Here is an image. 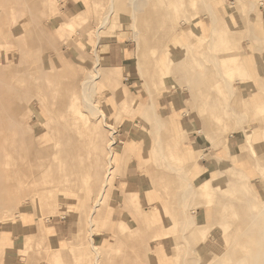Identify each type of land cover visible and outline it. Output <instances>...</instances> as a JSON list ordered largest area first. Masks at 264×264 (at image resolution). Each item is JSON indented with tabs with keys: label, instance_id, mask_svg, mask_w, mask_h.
Instances as JSON below:
<instances>
[{
	"label": "rangeland",
	"instance_id": "374dc122",
	"mask_svg": "<svg viewBox=\"0 0 264 264\" xmlns=\"http://www.w3.org/2000/svg\"><path fill=\"white\" fill-rule=\"evenodd\" d=\"M114 2L124 6L112 15ZM130 2L0 0V264H264V168L257 160L264 157V128L253 154L249 146L241 148L235 132L218 143L219 124H233L234 112L254 133L264 125V110L230 107L221 73L215 74L217 82L193 87L195 95L180 71L165 77L172 80L168 86L161 80L144 84L134 36L142 25ZM177 9L163 44L181 49L182 36L183 43L207 52H235L247 73L230 77L231 88L252 102L257 81L264 82V0H195ZM77 12L86 14L78 24ZM107 13L111 22L98 28ZM214 16L233 37L229 44L213 32ZM106 70L115 72L119 89L134 100L153 101L162 123L158 130L136 110L119 105ZM208 96L225 108L222 119H210V131H204V118L211 115L203 107ZM174 117L195 149L186 166L162 158L169 155L164 143ZM127 142L147 148V155L126 153L115 164L95 209L114 153H122ZM217 168H227V179L200 200L171 196L186 181L198 185L216 175ZM129 169L142 186L139 202L123 189ZM153 176L158 198L149 201ZM239 180L244 196L236 190ZM155 210L170 235L138 236V217ZM119 220L130 229L116 238L112 227ZM202 228L204 235L189 238L191 230Z\"/></svg>",
	"mask_w": 264,
	"mask_h": 264
},
{
	"label": "crops",
	"instance_id": "0c3cea01",
	"mask_svg": "<svg viewBox=\"0 0 264 264\" xmlns=\"http://www.w3.org/2000/svg\"><path fill=\"white\" fill-rule=\"evenodd\" d=\"M194 1L195 0L193 1L191 0L189 1L188 0L187 1L186 0H154V1L131 0V2L129 3V7L131 8V13L133 18L135 20L139 19L142 25V33L140 32L138 34L137 32H135L134 36L138 40L137 49H138V54L141 55L139 64H140V71L142 77L144 78V84H147L146 83L147 80H153L154 82L157 80H161L165 82L164 83L165 86H168L169 84H171L172 80L168 78V80L165 81L164 80L165 77L171 76V73L173 71L176 70L180 72L182 71L181 72L182 76L180 77V80L185 81L186 86L192 88V93L195 95L196 91L193 89V87H198L201 84L207 86L208 84H211L214 81L217 82L218 79L215 78V74L218 72L221 73L222 75V83H223L222 85L225 87L224 96L227 100V104L230 105V107H232L233 105L234 108L237 109L242 107H246L250 109L252 107L251 109H253L254 111L264 110L263 81L261 80L257 81V90L254 92V99L252 100L253 103H256L254 105L251 101L249 102V100H247L243 96H240L231 88L230 77L239 73L242 74L247 73L246 67L244 66L242 61L238 58L235 52L230 51L227 52L225 55H218L215 53L207 52V50L204 48L200 49V47H196V46L194 47L193 44H191L190 42L183 43L182 36H180L181 38H177L179 44H181V49H176V47L174 46L163 44L164 41L168 38L171 27L174 26L173 22L176 16L175 13L178 10L177 8H179V5H181L184 2H194ZM123 6L124 4L120 6H116V2H114L111 10L112 15H113V11L118 12L119 9ZM64 7L66 8V6ZM82 13L83 12L76 13L77 24L80 22L78 21V19H80V17L82 19L86 15ZM107 20H108V13H107ZM101 22H102V17L100 18L99 21L100 24L98 25V28L107 26L111 21H109L108 23L106 21V23L100 27ZM212 29L213 32L216 33V35L219 36L220 39H222V41L223 39L224 41L226 40L227 44H229L230 39H233V37L229 36L228 34L226 35L225 33L226 30L222 28L221 22L215 16L213 17ZM97 34L100 36V32H98ZM150 44L151 46H149ZM199 55H201V57ZM178 56L180 57V59H178L181 60L180 62H177ZM250 60L252 61L253 65L256 64L254 59L250 58ZM206 61H212V65L213 64L214 65L210 68L206 64ZM118 68L120 71V66ZM104 75L109 81H111V83H114L111 92L113 96L117 99L119 105L126 110L127 109L136 110V112H138L140 116H142L147 120L153 121L155 125L157 124L158 128L155 129L158 130L159 127L162 125V123L159 121V119L156 116V113L154 112L153 104H152L153 101L142 102L141 100L138 99L134 100L130 95L126 94L124 91L119 89L117 83L115 82L116 80H118V78L114 71L106 70L104 71ZM208 97L209 100L203 103V107L204 109L206 108L210 110L211 115H208L207 117L204 118L202 124V129L204 131H210V126H211L210 119L213 118L218 120L222 119V113L225 108L222 101L220 102L219 100H216L213 96H208ZM238 115L239 114H237V112L233 113L232 115L234 122L233 124L232 123L230 124L226 123L225 125L219 124L218 131H220V133L218 134L219 137L218 143L222 144L226 142L228 140V137L232 136L233 135L232 133L235 132L237 133L236 137L239 139V142L241 143L240 144L241 148H244L245 146H249L253 154L255 153L253 143L254 141L258 140L261 137L260 135H261V131H263L264 125L260 123L259 128L256 130V132L250 133L245 128V126H243L240 123V117ZM176 118L177 117H174L169 121L171 127L169 125L168 126L172 135L169 139L165 140L164 143L165 147L168 150L169 155H165L166 157L162 156V158H164L165 162L167 163L168 161L170 160L172 161L175 158L179 161V163L183 164L185 162V166H186L189 160L192 159L193 156L195 155L194 154L195 149L192 148V145L188 143V141H186L188 138L186 131L184 130L182 125L178 124V119ZM146 149L147 148H144V150L141 149L142 150L141 151L140 148L137 147V145L131 142H127L124 149L122 150V153H118V154L114 153L113 159L111 160V163L107 168V173H106L107 175L105 176L106 178L104 179L102 189L95 200V203L98 200L96 204L94 203L95 209H97L96 206L102 203L104 199V193L106 191L105 187L108 183L112 181L113 175L115 174V172H113L115 164L117 165L126 153H134L139 157V154L141 156L140 153L141 151L143 156H146L148 151ZM198 154L202 155L200 152H198ZM257 160H258V164L264 168V157L262 155H258ZM169 166L172 168L175 167L174 165L171 164H169ZM184 177L185 179L188 180V176L186 173ZM227 177H228L227 168L226 169L217 168L216 175H212L211 177L202 180L198 185L186 181V183H184L182 188L179 189L178 191L176 190L175 192H173L171 196L178 198L180 200L189 199V198L191 199L195 198L197 200H200L198 198L202 197L205 194V192H210L214 188V186L223 182L225 179H227ZM122 178H124L123 189L129 191V194L127 195H130L129 197L139 202L142 192L140 191L137 192V189L138 187H142V186L138 185L134 180L135 178H138L137 173H133L132 169H129L124 172ZM213 180L215 181L211 182ZM157 183H158V177L156 178V176H153L149 184L155 186V188L153 189V191H150V193H148L149 201L152 200L153 198L155 199L158 198V194H157L158 190L156 189ZM244 184L245 183L240 180L236 183V190L238 191V193H240L241 196H244V191H243ZM167 201L168 200L166 197L162 199V202L164 203ZM207 201L209 202V200ZM166 209L168 213L167 205H166ZM240 210H242V206H240ZM166 220L168 221L167 218ZM169 221L171 223L172 219L170 218ZM187 221L190 223L194 222L191 216L187 217ZM137 223L139 225L137 234L140 237L156 240V239L166 238L167 236L170 235V229L166 225V222H164V220L163 221L161 220V216L159 212L156 210L154 211L153 215L145 213L142 216L138 217ZM128 229H130L129 224L124 220H119L115 225V227H112L113 235L116 238H120L125 235ZM202 229H203L202 232H200L201 230L199 231L197 229L191 230L189 232V238L192 239L195 234L201 233L202 235H204L206 233V229L204 228ZM157 251L159 253H163V248L159 245L157 246ZM99 257L100 254H97L96 260H98Z\"/></svg>",
	"mask_w": 264,
	"mask_h": 264
},
{
	"label": "bare ground",
	"instance_id": "6f19581e",
	"mask_svg": "<svg viewBox=\"0 0 264 264\" xmlns=\"http://www.w3.org/2000/svg\"><path fill=\"white\" fill-rule=\"evenodd\" d=\"M133 2H134V1H133ZM133 2H132V3H133ZM112 5H113V4H112ZM119 5H120V4H119ZM134 8H135V6H134ZM109 12H110V11H109ZM106 21H108V20H107V16H105L104 18H102V22H101L100 27H101L102 25H104V24L106 23ZM165 30H166V29H165ZM97 38H98V37H97ZM223 41H224V39H223ZM96 42H97V41H96ZM142 46H143V45H142ZM170 48H171V47H170ZM164 50H165V49H164ZM157 59H158V58H157ZM187 62H188V61H187ZM175 63H176V62H175ZM185 63H186V62H185ZM213 65H214V64H213ZM169 68H170V67H169ZM169 70H170V69H169ZM184 70H185V69H184ZM176 71H177V70H176ZM190 71H191V70H190ZM181 72H182V71H181ZM217 73H218V72H217ZM224 77H225V76H224ZM200 79H201V78H200ZM197 80H198V79H197ZM87 81H88V80H87ZM186 81H187V79H186ZM191 81H192V80H191ZM191 81H190V82H191ZM198 81H199V80H198ZM191 83H192V82H191ZM194 83H195V82H194ZM85 84H86V83H85ZM194 85H195V84H194ZM84 86H85V85H84ZM180 86H181V85H180ZM84 89H85V88H84ZM86 95H87V94H86ZM89 99H90V98H89ZM85 100H86V99H85ZM87 100H88V99H87ZM87 100H86V101H87ZM89 105H90V104H89ZM97 108H98V107H97ZM142 114H143V113H142ZM142 114H141V115H142ZM237 114H238V113H237ZM238 119H239V118H238ZM112 140H113V139H112ZM111 145H112V144H111ZM108 147H110V146H108ZM111 149H112V148H111ZM111 149H110V150H111ZM111 152H112V151H111ZM111 152H110V153H111ZM109 156H110V155H109ZM109 158H110V157H109ZM262 163H263V162H262ZM108 173H109V172H108ZM106 175H107V174H106ZM105 178H106V177H105ZM19 179H20V178H19ZM105 181H106V180H105ZM240 183H241V182H240ZM28 184H29V183H28ZM105 184H106V182H105ZM187 185H188V184H187ZM189 188H190V187H189ZM103 190H104V189H103ZM185 194H186V193H185ZM186 195H187V194H186ZM97 202H98V200L96 201V203H97ZM99 202H100V201H99ZM96 203H95V204H96ZM257 215H258V214H257ZM260 215H261V214H260ZM258 216H259V215H258ZM248 226H249V225H248ZM251 257H252V256H251ZM96 263H98V262H96Z\"/></svg>",
	"mask_w": 264,
	"mask_h": 264
}]
</instances>
